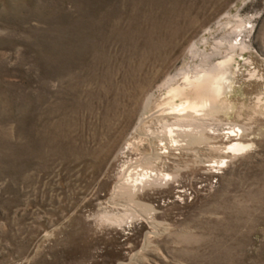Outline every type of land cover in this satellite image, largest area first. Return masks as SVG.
<instances>
[{"label": "rangeland", "instance_id": "1", "mask_svg": "<svg viewBox=\"0 0 264 264\" xmlns=\"http://www.w3.org/2000/svg\"><path fill=\"white\" fill-rule=\"evenodd\" d=\"M0 264H264V0H0Z\"/></svg>", "mask_w": 264, "mask_h": 264}, {"label": "bare ground", "instance_id": "2", "mask_svg": "<svg viewBox=\"0 0 264 264\" xmlns=\"http://www.w3.org/2000/svg\"><path fill=\"white\" fill-rule=\"evenodd\" d=\"M210 67V66H209ZM207 68H201L200 71L195 72L194 74L183 75L182 83L186 86H191L192 84L199 86L203 89L204 94L202 96L189 98L187 97L184 101H182L181 104V110H178L179 116H184L187 113H194L196 115H199L200 112L208 110L211 108V102L207 98L209 94H213L214 96L222 95L231 90V71L228 66V64L225 61L218 62L214 65L213 70L208 74H206ZM195 86V87H196ZM194 89V88H193ZM202 91V90H201ZM198 92V91H197ZM176 95L175 92L171 91L168 93L167 96L174 97ZM186 118V117H185ZM230 135H234L233 130L228 132ZM176 133L174 132V129L172 126H168L166 128V137L170 140V145L172 147H176L179 145L178 139H176ZM129 145V144H128ZM246 146L239 143L234 142L232 143L231 149L233 151H240L242 149H245ZM148 175L143 174L140 177H137L133 180L134 184L142 183V181L147 177ZM168 177V175H167Z\"/></svg>", "mask_w": 264, "mask_h": 264}]
</instances>
